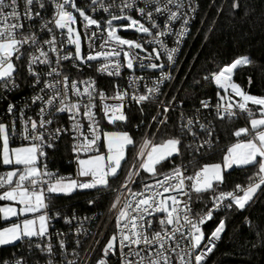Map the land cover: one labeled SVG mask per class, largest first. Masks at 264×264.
<instances>
[{
    "label": "snow or ice",
    "instance_id": "snow-or-ice-1",
    "mask_svg": "<svg viewBox=\"0 0 264 264\" xmlns=\"http://www.w3.org/2000/svg\"><path fill=\"white\" fill-rule=\"evenodd\" d=\"M55 6V16L51 21H46L41 31L47 30L50 34L52 29L48 28V23H53L55 27L66 30L68 43L75 45V56L71 54L61 55L62 49L57 47V39L54 34L50 39L43 40L41 42L40 37L35 33L23 34L24 24L21 22V16L25 20L34 19L32 6L37 4L40 8H44V0H23L24 10L20 11L19 0H0V89L11 90L18 87L16 83L17 66L13 60L19 61L25 54V44L35 48V52L30 54L27 70L35 78V83H40L41 74L36 71L35 65L43 64L49 66V71L45 73L46 76H60L61 61H67L71 59H77L84 63L95 60L98 57H104L106 61L110 57H119L122 49L117 50L121 45H127L131 48H142L140 43H134L126 39H121L116 34V29L113 27V20L128 19L130 20V26L135 27L137 31L143 33H149L150 29L145 27L140 21L125 16L113 15L110 20L107 21L108 36L111 40L116 42V47L111 52H100L96 55L83 56L81 54V37L79 32L73 28V24L76 21V16L68 8L74 9L79 13L80 17L85 21V29L91 25H95L99 28V22L87 15L83 9L77 7L75 0H50ZM176 0H168V4L174 3ZM92 4H99L100 8L104 11H108L112 5H105L103 0H91ZM136 3V0H124L122 5H116L124 9L132 8ZM146 6L148 4H156V12L167 11V4L164 8L159 7V0H145ZM232 9H238L240 7L239 0H233ZM95 11V9H93ZM141 16H146L151 20L153 16L152 11H145L144 7L138 8ZM40 13L36 12L35 16H39ZM178 18L177 13H171L169 19L175 20ZM154 27H158L153 24ZM19 33V37H18ZM163 34V33H161ZM95 36L93 32L89 36V41ZM154 42V41H153ZM107 43V41H106ZM42 45H48V51H45ZM48 52L55 53L56 67H52L53 60L49 56ZM175 49H171L168 52V58L172 59V54ZM38 53V54H37ZM125 57L129 56L128 52L124 53ZM158 56L159 53H156ZM151 56V54H149ZM252 61L249 57L243 56L234 60L230 65L224 66L219 72L212 73L211 78L214 82L225 92L229 89L236 97H239V101L235 104L228 103L226 106L217 104L215 107L219 114L220 110L229 116L235 115L232 111L233 107L238 108L242 112H247L250 117L254 116L251 109L248 108L249 102L253 105L260 106V118H252L250 120L251 128L254 130L255 135L252 139L246 143H237L228 150V155L224 158V167L231 168L236 166L255 165L258 170L254 174L253 178H250V182L247 186L237 185L236 192L221 193L216 197L217 207L220 202L225 199H230L232 203L226 205V207H232L233 204L239 209H244L245 206L253 200L257 191L264 185V97H256L246 93L240 85L233 82L234 70L238 67L250 65ZM153 69L158 65L152 63L150 65ZM120 62L116 60L114 63H105L99 71L107 72L109 75H119ZM126 67L133 68V59L129 58L126 62ZM159 67H163L160 65ZM170 76L164 74L161 77L163 79H169ZM209 79V77H205ZM87 87L83 92L80 91L77 82H72L69 85L68 77L63 76L62 80L55 82L45 81L44 88L40 91L45 92V89L52 90V95L45 100L44 95H37L33 98V103L37 101L43 102L47 109H52L56 101L59 100V106L55 107V112L69 113V118L72 120L71 131L79 136H83L81 131L83 125L77 116L80 115V108L83 106L85 109L84 115L88 118L90 124V131L92 133L91 139L84 136L85 143L78 144L73 148V151H96L99 153V145L97 141L101 139V135L106 138V154H97L89 159H79L78 163L81 166L80 175L83 177H91L89 182H80L76 180H70L65 182L66 178L57 177L54 173L47 171L46 164L43 165V171L39 165V161L46 155L44 147H53L51 143L45 141V131L40 129H47V126L53 124L52 119H44L46 114V108L40 110V120H27L24 123L25 139L32 141H39V144L33 143L29 147H9V132L14 130L15 122H13L12 129H9L8 125L0 123V140H2V163L4 165H16L22 166V170L17 168L16 170L5 173L4 176H0V187L5 185H12L13 179H16L15 187L5 191L0 195V200L17 201L22 207L17 208L8 206L0 207V213L4 218L14 217L18 215H27L29 213H40L32 219H24L22 223L13 224L11 227L0 230V245H7L19 240L28 239L33 237L44 238L48 233V216L46 210L48 203L45 202L47 193H66L75 190L76 188L93 189L97 187L110 188V179L118 178L119 171L122 167V161L126 159V150L128 146L133 145L134 141L127 132H106L100 133L99 122L95 120V114L92 109L95 105L92 103L95 91V81H84ZM251 83V78H249ZM58 85H62V93ZM90 88L92 89L90 91ZM69 90L73 91L77 97L87 94L89 103L81 104L71 103L68 97ZM150 93L158 91V88L149 89ZM100 98L103 100L105 96L103 93H99ZM127 93L121 94L117 92L116 98L122 99ZM149 97L140 95L134 97L138 101H145ZM221 100L225 98L220 97ZM68 101V102H66ZM202 106L208 108L209 102L202 101ZM14 105L9 104L8 112L12 113ZM122 105H104L103 111L105 116H108L110 122L124 121L125 115L120 112ZM109 113L111 115L109 116ZM119 113V114H117ZM49 115L54 116V112H47ZM223 119V116L220 117ZM193 120L188 119L186 125L183 127L191 131ZM203 129L204 125H200ZM69 129L56 127L53 132L47 133L50 139H58L60 134L68 132ZM248 128H241L235 135L237 137L242 134L247 135ZM31 133V135H28ZM195 135V133H192ZM209 135L211 133L209 132ZM210 145L211 140L204 142ZM151 141H145L141 145L140 157L145 156V150L149 148ZM181 140L179 138H171L160 145H152L150 151H147L146 159L141 162V168L152 175H156V165L167 160L173 155L180 154ZM191 147V145H189ZM199 147H204L201 144ZM199 150V149H197ZM259 158V159H258ZM139 173L136 172L135 175ZM185 179L193 180L194 183L190 186V191L186 190ZM126 181L121 185L122 188L128 190L130 199H126L123 206L120 208L116 225L118 233L111 236L107 243V246L103 249L105 257L112 255L115 256L119 251L120 264H202L207 255L212 252L216 246V241L221 239V234L225 229L224 221H221L215 231L208 239V243L205 245L204 250L198 254L193 255L196 249L200 248L202 241L204 240V233L201 225L206 220L211 219L212 211L209 210L204 216L193 219L191 213V192L200 194L213 188V183H223L224 176L221 164H213L204 166L195 176L184 177L180 168H174L171 174H164L163 179H158L156 184H145L140 191H132L129 188L128 182H134L133 174L129 173L126 176ZM175 181V183H173ZM27 182V186L25 183ZM47 186L46 190L44 186ZM165 193L169 195L165 196ZM175 193V194H173ZM242 193V194H239ZM188 196L187 201H182L181 196ZM50 202V201H49ZM120 203L119 198L113 203L112 207ZM183 204V207H181ZM161 214V215H157ZM58 215V214H57ZM155 218V220L153 219ZM71 222V221H69ZM154 223L157 228H154ZM188 240L189 243L182 247L181 242ZM63 241H61V247H63ZM41 252H46L49 257L53 255L52 245L49 242L46 247H42L40 244L35 245ZM127 249V251H125ZM16 264H24L23 261L17 260ZM46 264H55L52 259H48ZM68 264H75L73 261H68ZM98 264H107L106 259H101Z\"/></svg>",
    "mask_w": 264,
    "mask_h": 264
},
{
    "label": "built area",
    "instance_id": "built-area-1",
    "mask_svg": "<svg viewBox=\"0 0 264 264\" xmlns=\"http://www.w3.org/2000/svg\"><path fill=\"white\" fill-rule=\"evenodd\" d=\"M201 1L202 0H176V2L168 4V0H159L158 6L164 8L167 4L168 10L156 12L155 8L157 5L153 3L146 6L145 0H136V3L132 8L124 9L123 11H121V8L116 5H122L124 0H103L105 5H112L108 11H104L100 8L99 4H92L91 0H75L77 7L83 9V11L93 19H96L100 25L99 28L95 25H91L86 30L85 21L82 17H80L79 13L72 8H68V10L72 11L76 16V21L72 26L81 35L83 42V56L96 55L100 52H111L113 51V48L116 47V43L110 40L107 34V21L110 20L113 15L134 16L138 18L142 24L145 25V27L150 29V34L147 33V35L136 37L138 42L142 45V49L127 50L126 48L119 46L117 50L122 49V55L119 57H111L108 61L105 59H95L84 63L77 59L67 61L62 60L60 65V76H46L45 73L49 71V66L37 64L34 67L36 71L41 74L39 84L35 83V78L27 70L29 56L36 51L35 48L29 44H25L24 49H22L25 54L21 57V59L19 61H15V58H13L17 66L16 83L18 84V87L11 90L0 89V99L7 94L17 92L21 89L20 79L17 77L20 65L24 66L25 76L29 80L30 86L29 91L22 96L20 101H7L6 115L0 116V123L8 125L9 129H12L13 122H15L14 130L9 132L10 147H29L33 143L39 144V141L25 139L24 123L29 119L39 121L41 108H46L44 119H52L53 124L47 126L46 130L40 129V131H45V141L47 143H51L53 147H44L46 155L39 161L42 171L43 165L46 164L47 171L54 173L57 177H64L66 180H76L78 183L89 182L91 177H83L80 175L81 166L79 165L78 160L89 159L97 154H106L104 143L105 138L102 135L101 139L97 141V144L99 145V153L92 150L73 151L75 146L85 143L83 139L84 136H87L89 139L92 137L89 126L90 122L84 115L85 109L83 106L80 108V115L77 116V119L80 120V123L83 125L81 130L83 132V136H79V138H77V134L71 131L72 120L69 118L70 114L66 112H55V107L59 106V100L56 101V104L52 109H47V106L43 102H32L33 98L37 95H44L45 100L52 95V90L50 89H45V92L41 93L40 90L44 88L45 81L55 82L62 80L63 76L66 75L68 77L69 85H71L72 82H77L81 92H83L84 88L87 87V85L83 83L84 81H95V91L93 92L94 99L92 101L95 107L92 111L95 114V120L99 122L100 133H106L114 125L124 124L120 121H109L108 116H105L103 111L105 104L110 106L122 105L120 112L125 115V121L129 118L130 110H132V108H138L140 110L141 121L134 126L133 133L129 131L132 136H137L138 140L134 147H131L126 151V159L123 161L122 169L118 174V178L110 179L109 181L111 187H97L93 189L76 188L73 192L88 193L107 190L110 193V200L107 206L104 209H97L92 212L78 211L76 209L65 211L63 210V205H52L49 201L51 196L55 194H49L46 192L45 202L48 203V208L42 211H46L50 217L48 221V233L44 238L33 237L31 240H20L15 245L0 246V264H16L17 260L23 261L24 264H46L48 259H52L55 264H68V261H73L75 264H98V261L101 259H106L107 264H120L119 251H117L115 256L109 255L105 257L103 249L107 246L111 236L118 233L116 225L118 212L125 203L126 199H130L128 190L121 187L123 183L127 182L126 176L129 173L133 174L134 182H128L129 188H131L132 191H140L145 184L154 185L158 179H163L164 174H171L174 168H180L184 177L195 176V174L202 169L193 171L192 168H190V162H188L184 164H175L169 170L161 174L152 177L147 176L146 179L142 178L144 172L141 168V162L143 159H146L147 151H150L151 146L155 145L157 142L159 133L168 123L171 113H177L178 119L176 127L181 139L185 142L186 147L189 151L197 154L213 151L216 147V143L218 142V133L214 120L239 121L244 124V127L249 129L248 123L245 122V119L260 116V106L253 105L251 102H249L248 108L251 109V107H254L256 109L255 111L251 109L254 113L253 117H250L247 112H242L235 107L232 109V111L235 112V115L233 116H229L225 113L223 108L218 114L215 107L217 104L224 106L228 103L235 104V102L239 101L240 98L231 93L230 89L225 92L214 82V80V85L220 91V94L214 100H202L209 102L210 106L208 108H204L202 106V101H200L198 106L190 109H184L182 108L183 103H180L177 100V94L173 93L172 86L175 84L180 70V57L189 37L193 33L194 24L201 11ZM19 2L20 11L23 13V0H19ZM44 4V8H40L35 3L33 4L32 11L34 19L25 20L23 16H21V22L24 24L23 34L27 35L30 32H33L40 37L41 42L43 40L50 39L51 35L54 34L57 39V47L62 49L61 55L71 54L72 56H75V46L68 43L66 30H61L55 27L53 23H48V28L52 29V33L50 34L46 29L41 31L42 25L46 21H51L55 16L56 11L55 6L50 2V0H44ZM140 7H144L146 12H153L151 20L147 19L146 16L140 15L138 11V8ZM93 9H95V11H93ZM36 12H39L40 15L35 16ZM173 12L177 13L178 18L170 20L169 17ZM153 24L158 27H154ZM93 32L95 33V36L92 37L91 41H89V36H91ZM42 46L45 51H48V45ZM171 49H175V52L172 54V59L170 60L168 58V52ZM125 50L129 53L128 57H125L124 55ZM156 53H159V55L157 56ZM48 54L53 60L52 67H56L57 65L54 62L55 53L48 52ZM149 54H151V56H149ZM129 58L133 59L132 69L126 67V62ZM116 60H119L121 65L119 75H109L107 72L98 70L105 63H114ZM152 63L157 64L158 67L153 69L150 66ZM160 65L163 67H159ZM164 74H167L170 78L161 80V77ZM58 88H60L62 93L61 98H63L62 85H58ZM155 88H158V91L152 93L148 91L149 89ZM91 90L92 89L90 88V91ZM117 92H120L121 94L126 92L127 95H124L122 99L116 98ZM99 93H103L105 99L102 100ZM140 95H145L149 98L145 101H138L137 99H134V97H138ZM221 96L225 99L221 100ZM68 97L70 98L71 103L79 102L82 105L89 103L87 94L77 97L73 91L69 90ZM9 104L15 106L12 113L8 112ZM147 107L153 108V113L149 117L148 123H146ZM47 112H54L55 114L53 116L47 114ZM110 115L111 113H109V116ZM221 116H223V119L220 118ZM188 119L193 120L190 132L187 128L183 127L186 125ZM200 125H204V128L202 129ZM56 127L66 128L69 129V131L60 134L58 139H50L47 133L53 132ZM209 132L211 135H209ZM192 133H195V135ZM28 135H31V133H28ZM254 135V132L249 129L247 136L252 138ZM63 138H66L69 141L70 156L67 161L68 164L71 165V171L69 172H63L60 170L58 166L53 164L50 158V153L55 149L59 140ZM146 140L151 141V145L146 150L145 156L142 157L139 162L140 156L138 154L141 151V145H143ZM207 140H211L210 145L204 143ZM137 144L139 145L137 146ZM201 144H204V147H199ZM189 145H191V147H189ZM7 172L9 171L3 170L0 172V176H4ZM136 172L139 174L135 175ZM16 179L17 178L13 179L12 185L0 187L2 194L5 191L10 190V188L15 187ZM173 183H175V181H173ZM193 183V180L185 179L186 190L190 191V186ZM25 186H27V182L25 183ZM44 187L46 190L47 186L45 185ZM219 187L220 183L215 184L214 186L216 189ZM236 191L237 189L235 188L232 191L222 193ZM193 192H191V196L193 195ZM220 194L212 199V202L207 210L199 214H195L193 211L192 197L191 215L193 219L204 216L209 210H213L211 219L206 220L205 223L201 225L204 233V240L202 241L200 248L196 249V252L193 255L204 250L209 237L218 227L216 226L212 229H209L208 227V224L213 221L214 217L217 214L228 212L237 207L234 204L230 208L226 207V205L232 203L230 199L223 200L217 207V201L215 198ZM167 195L169 194L165 193V196ZM117 198H119L120 203L113 208L112 205ZM180 199L182 201H187L188 196L182 195ZM181 207H183V204H181ZM153 219L155 220V218ZM245 221H247V219ZM153 226L154 228H157L155 223ZM223 233L221 234V239ZM221 239L216 241L215 248L207 255L202 264L210 258ZM61 241H63V247H61ZM49 242L51 243L53 249V255L51 257H49L46 252H41L35 247L37 244H40L42 247H46ZM188 243V240H183L181 242V246L184 247ZM7 247H11V249ZM125 251H127V249H125Z\"/></svg>",
    "mask_w": 264,
    "mask_h": 264
},
{
    "label": "trees",
    "instance_id": "trees-1",
    "mask_svg": "<svg viewBox=\"0 0 264 264\" xmlns=\"http://www.w3.org/2000/svg\"><path fill=\"white\" fill-rule=\"evenodd\" d=\"M232 2L233 0L201 1V11L194 24L193 33L182 51L179 75L172 86L173 93L177 94V100L183 103L184 109L198 106L200 101L205 99L214 100L220 91L215 87L211 74L219 72L224 66L243 56L249 57L253 63L236 69L233 81L246 93L264 97V0H239L240 7L235 10L231 7ZM17 77L20 79L21 89L0 99V116L6 115L7 101H20L29 91L30 82L25 76L23 65H20ZM251 109L256 110L254 107ZM146 112L148 123L153 108L147 107ZM177 119V113H171L168 123L159 133L158 140L165 136L181 138L176 127ZM250 119L252 118H246L245 122L248 123ZM140 121V110L132 108L126 123L114 125L110 130L124 129L133 133L134 126ZM214 124L218 142L213 151L200 154L191 152L182 140L180 154L161 164L157 175L175 164L190 162V168L196 171L207 164L221 161L228 147L242 138L237 137L235 132L244 127V124L233 120H214ZM133 137L138 140L137 136ZM69 156V141L66 138L59 140L50 153L53 164L63 172L71 171V165L67 162ZM3 170L7 169L2 165L0 156V172ZM257 170L255 165L233 168L224 172V181L220 183L219 188H214V185L206 192H193L194 213L199 214L207 210L212 199L218 194L232 191L237 185L247 186ZM146 177L147 175L143 174L142 178ZM109 200L110 193L107 190L52 195L50 198L52 205H63L65 211L76 209L86 212L104 209ZM3 203L4 201L0 200V207ZM221 221L225 223L222 239L204 264H264V185L244 209L235 207L228 212L217 214L208 224L209 229L218 226ZM3 225L0 214V228Z\"/></svg>",
    "mask_w": 264,
    "mask_h": 264
},
{
    "label": "rangeland",
    "instance_id": "rangeland-1",
    "mask_svg": "<svg viewBox=\"0 0 264 264\" xmlns=\"http://www.w3.org/2000/svg\"><path fill=\"white\" fill-rule=\"evenodd\" d=\"M125 17H129V16H125ZM131 18H133V19H136V20H138V21H140L138 18H136V17H134V16H130ZM112 23H113V26H114V28L116 29V34L121 38V39H126V40H129V41H133L134 43H139L138 42V40L136 39V37H138V36H142V35H147V33H143V32H140V31H137L136 30V28L135 27H131L130 26V20H128V19H118V20H113L112 21ZM140 23H142L141 21H140ZM76 30V29H75ZM77 31V30H76ZM78 32V31H77ZM80 34V33H79ZM107 34H108V30H107ZM127 34H129V35H127ZM80 37H81V35H80ZM111 40V39H110ZM113 41V40H112ZM113 42H115V41H113ZM116 43V42H115ZM75 46V45H74ZM121 47L122 48H126L127 50L128 49H130L127 45H121ZM131 49H134V50H141L142 48H139V49H136V48H131ZM127 50H125L124 52H127ZM81 54L83 55V42H82V38H81ZM122 55V53L120 52V55L119 56H121ZM113 57H115V56H113ZM111 58V57H110ZM102 59H105L104 57H98L97 58V60H102ZM120 122H122V123H126V121L124 120V121H120ZM242 128H246V127H242ZM241 129V128H240ZM107 132H127L131 137H132V139H133V141H134V144L133 145H130V146H128V148H127V150L129 149V148H131V147H134L135 145H136V140H135V138L129 133V131H126V130H124V129H114V130H109V131H107ZM243 135H245V134H242L241 136H243ZM241 136H239V137H241ZM171 138H179L180 140H181V142H182V139L180 138V137H178V136H165V137H161L160 138V140H158L156 143H155V145H160V144H162V143H164V142H166L168 139H171ZM249 139H247V140H239V141H237L236 143H234V144H232V145H230L229 147H228V149H227V152H226V155L224 156V158L228 155V150L233 146V145H235V144H237V143H246L247 141H248ZM2 141V140H1ZM105 151H106V138H105ZM139 144H137V146H138ZM180 148H181V145H180ZM126 150V151H127ZM147 150V149H146ZM146 150H145V152H146ZM173 156H175V155H173ZM173 156H171V157H169L168 159H170V158H172ZM224 158H223V160H221V161H219V162H214V163H211V164H207V165H213V164H221L222 165V170H223V176H224V172H226V171H229V170H231V169H233V168H235V167H237V168H239V167H244V166H236V165H233V167H231V168H225L224 167ZM141 159H142V157H139V162L141 161ZM167 159V160H168ZM166 161V160H165ZM165 161H163V162H161L159 165H156V173H157V170H158V167L161 165V164H163ZM122 165H123V161H122ZM206 166V165H205ZM248 166V165H247ZM121 169H122V167H121ZM142 171L144 172V174L145 175H147V176H154V175H152L151 173H148V172H146L145 170H143L142 169ZM120 172V171H119ZM157 175V174H156ZM68 181H70V180H65V182H68ZM214 183H216V182H214ZM214 183H213V186H214ZM211 190V189H210ZM74 192V190L73 191H71V192H66V193H51V194H55V195H61V194H64V195H67V194H71V193H73ZM12 226V225H11ZM11 226H8V227H11ZM7 228V227H6ZM4 229V228H3ZM0 230H2V229H0ZM17 242V241H16ZM15 243V242H14ZM14 243H11V244H14ZM7 245H10V244H7ZM0 246H5V245H0Z\"/></svg>",
    "mask_w": 264,
    "mask_h": 264
},
{
    "label": "crops",
    "instance_id": "crops-1",
    "mask_svg": "<svg viewBox=\"0 0 264 264\" xmlns=\"http://www.w3.org/2000/svg\"><path fill=\"white\" fill-rule=\"evenodd\" d=\"M251 60V59H250ZM252 61V60H251ZM252 63H253V61H252ZM239 68V67H238ZM237 68V69H238ZM234 72H235V70H234ZM233 76H234V74H233ZM254 118H260V116H256V117H254ZM251 120V119H250ZM250 120L248 121V127H249V129L250 130H252V128H251V124H250ZM253 132H254V130H252ZM254 134H255V132H254ZM242 138L240 139V140H247V139H252L251 137L249 138L247 135H243V136H241ZM239 141V140H238ZM237 142V141H236ZM235 142V143H236ZM234 144V143H233ZM10 147V146H9ZM12 148H14V147H10V149H12ZM15 148H18V147H15ZM226 155V154H225ZM224 155V156H225ZM1 158H2V156H1ZM224 158V157H223ZM259 159V158H258ZM223 160V159H222ZM2 165L4 166V168H6L8 171H13V170H16L17 168H20V170H22V166H16V165H4L3 163H2ZM235 168H237V167H235ZM240 168V167H239ZM216 183H214V185H215ZM4 201V203H3V205L1 206V207H8V206H12V207H15V208H17V210H19L21 207H22V205H20L17 201H6V200H3ZM1 214V221L3 222V226L0 228V229H3V228H6V227H8V226H11V225H13V224H16V223H22V221L24 220V219H32V218H34L35 216H38L40 213H36V214H31V213H29V214H27V215H18V216H14V217H9V218H4V216H3V214L2 213H0ZM20 241V240H19ZM19 241H17V242H19ZM17 242H15L14 244H10V245H5V246H11V245H15Z\"/></svg>",
    "mask_w": 264,
    "mask_h": 264
}]
</instances>
